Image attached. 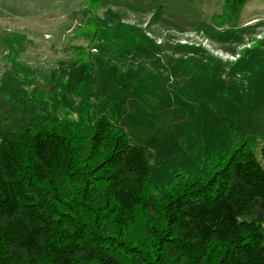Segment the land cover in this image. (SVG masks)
Masks as SVG:
<instances>
[{
    "label": "rangeland",
    "instance_id": "374dc122",
    "mask_svg": "<svg viewBox=\"0 0 264 264\" xmlns=\"http://www.w3.org/2000/svg\"><path fill=\"white\" fill-rule=\"evenodd\" d=\"M47 115L109 118L159 196L247 138L264 166V0H0V134Z\"/></svg>",
    "mask_w": 264,
    "mask_h": 264
},
{
    "label": "trees",
    "instance_id": "16d2710c",
    "mask_svg": "<svg viewBox=\"0 0 264 264\" xmlns=\"http://www.w3.org/2000/svg\"><path fill=\"white\" fill-rule=\"evenodd\" d=\"M249 1L225 0L234 16ZM258 145L243 140L159 196L154 151L107 117L47 115L0 134V264H264Z\"/></svg>",
    "mask_w": 264,
    "mask_h": 264
}]
</instances>
